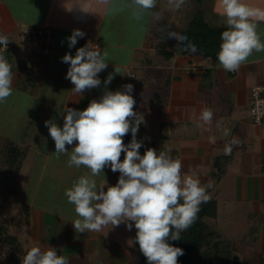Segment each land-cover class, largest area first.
<instances>
[{
	"label": "crops",
	"instance_id": "1",
	"mask_svg": "<svg viewBox=\"0 0 264 264\" xmlns=\"http://www.w3.org/2000/svg\"><path fill=\"white\" fill-rule=\"evenodd\" d=\"M244 2L264 7V0ZM129 3L130 0H109L108 4L99 0H0V34L11 41L5 52L0 50V55L12 65L14 74L13 94L0 103V135L27 152L26 163L16 181H8L0 168L5 180L2 185L15 187L10 196L26 194L21 181L26 180L27 170L38 161L33 154L44 157V168L55 148L44 122L54 118L62 127L63 110L66 107L83 110L92 99H99L106 90L103 81L112 73L114 79L107 90L116 91L125 84L134 86L131 94L136 100L135 111L145 121L137 133V140L143 142L140 150L165 151L182 161L183 172L193 171L204 186L211 184L207 191L209 199L216 201L217 212L216 216L206 217L213 222L209 225L231 240L239 264H262L264 122L253 123L249 103L252 88L264 80V51L253 52L238 71L227 72L219 66L218 59L196 51L188 41L179 44L168 36L183 35L199 10L210 25L226 27L219 0L201 3L186 0L179 10L171 9L168 0H157L156 7L139 20L133 17ZM28 26L51 31L47 52L20 42V32ZM74 29L85 35L69 48L67 37ZM257 31L264 40V22H259ZM91 40L100 42L108 67L99 74L102 81L99 88L78 95L71 91L74 85L65 78L69 65L61 58L66 53L74 56L85 41ZM205 108L214 115L212 123L201 128L197 125ZM210 137L215 138V143L210 142ZM123 139L128 144L131 133ZM233 140L231 154H225V146ZM63 159L67 162V158ZM76 171L74 167L72 172ZM119 175L110 168L104 169L108 179L105 191ZM95 179L98 187L104 184L102 178ZM26 185L31 183L27 181ZM24 202L28 203L26 211ZM222 211L226 220L223 229L219 218ZM18 214L24 217L22 225L11 220L18 230L23 225L27 227L28 247L22 250L17 234L21 231L10 233L8 228V233L18 238L19 250L9 249L4 256L0 255L3 262L22 264L28 249L35 243L47 242V230L54 236L51 247L66 256L69 264L73 258L82 259L85 254L97 258L94 264H100L99 258L104 264L131 262L125 254L129 251L127 245L102 235V231L77 233L73 226L71 231L70 221L61 216L49 223L46 209L29 200L22 201ZM2 218L9 219V227L10 218L5 215ZM233 223L238 231L229 228Z\"/></svg>",
	"mask_w": 264,
	"mask_h": 264
},
{
	"label": "clouds",
	"instance_id": "2",
	"mask_svg": "<svg viewBox=\"0 0 264 264\" xmlns=\"http://www.w3.org/2000/svg\"><path fill=\"white\" fill-rule=\"evenodd\" d=\"M108 4L109 0H99ZM186 0H168L171 9L179 10ZM157 0H130L128 7L133 17L139 20L156 7ZM220 15L224 18L226 30L221 33L217 59L219 66L227 72L238 71L253 52L264 51V40L258 33L259 22H264V7L245 3L244 0H219ZM156 15V14H153ZM85 33L74 29L67 37L68 47L77 44ZM179 44L187 37L169 33ZM10 39L0 34V46L7 49ZM62 62L69 65L66 79L74 85L72 92L82 95L85 91L99 88L102 81L99 74L108 64L106 53L94 44H85L73 56L66 53ZM117 73L118 70L115 69ZM114 79L109 73L103 81L106 90L99 99H92L83 110L66 107L63 110V126L55 119L46 120L45 126L55 143L57 157L67 155L68 166L89 170L65 190L68 203L74 206L76 219L72 222L77 233L101 232L125 224L129 231L133 226L136 234L131 243L137 244L147 264H178V257L184 255L182 248L169 243L181 239V233L195 222L200 206L208 202L207 189L193 172H183V164L165 151L147 148L143 155V142L137 140L142 114L135 111L136 100L131 94L132 84H125L116 91L107 90ZM14 74L12 65L0 55V103L13 94ZM213 111L205 108L199 116L198 127L210 125ZM131 133V141L124 143V137ZM226 136L229 132L226 130ZM215 143V138L210 137ZM235 140L225 146V154H231ZM74 145L71 150L66 147ZM123 160H121V155ZM119 172L114 186H99L94 177L104 174V169ZM22 264H69L66 256L57 254L54 247L46 250L31 247L23 256Z\"/></svg>",
	"mask_w": 264,
	"mask_h": 264
},
{
	"label": "trees",
	"instance_id": "3",
	"mask_svg": "<svg viewBox=\"0 0 264 264\" xmlns=\"http://www.w3.org/2000/svg\"><path fill=\"white\" fill-rule=\"evenodd\" d=\"M202 0H197L201 3ZM226 27H215L206 22L201 10L197 11L188 29L183 33L188 43L205 56L217 59L221 43V33ZM155 32V30H154ZM1 47V46H0ZM27 159V152L16 143L0 135V168L8 181H16ZM118 180H115L114 185ZM113 185V186H114ZM28 203L24 202L26 211ZM216 201L201 204L195 222L181 233V239L169 243L184 250L178 257V264H239L232 252L231 240L212 228L206 221L208 216H216ZM9 219H0V243L10 250H19L18 238L8 233ZM136 230L134 229V237ZM136 257L133 264H147L146 258L135 244ZM0 264L3 258L0 256ZM264 264V259L262 260Z\"/></svg>",
	"mask_w": 264,
	"mask_h": 264
},
{
	"label": "rangeland",
	"instance_id": "4",
	"mask_svg": "<svg viewBox=\"0 0 264 264\" xmlns=\"http://www.w3.org/2000/svg\"><path fill=\"white\" fill-rule=\"evenodd\" d=\"M2 52V51H1ZM4 52V51H3ZM1 54V53H0ZM74 146V145H73ZM72 146V147H73ZM69 151L71 150L72 147L66 146ZM142 148V147H141ZM141 155H143V152L139 150ZM34 159H37L35 163L27 170L26 172V180H22V185H23V193L26 194H21V195H14L12 194L10 196V193H14L15 187L13 185H5L4 184V178L2 176V173L0 172V216L5 215L6 217L10 218V225H9V232L10 233H17L19 234L22 242V250H26L27 243L26 239L28 237L27 235V227L23 225L22 230H18L15 227V223H20L21 225L23 224L24 217L21 216L19 217V211L21 209V203L22 201L29 200L30 203L36 205V206H43L46 211H47V219L50 223V221H54L55 217H65L67 218L70 223H68L71 227L73 224L71 222L76 219V213L74 211V206L70 203H68L67 198L65 196V190L67 188H70L73 184L74 181H76L81 175L84 174H89L90 172L88 169L85 167L81 166L80 168H77L78 171H76V174L72 172L73 167L68 166V159L69 157L66 155H60L57 157V154L55 153V148L53 149V154L51 155V159L46 162V165L43 168V159L44 157H41L37 155L36 153L33 154ZM63 158H67V162H64ZM79 172V173H77ZM27 177L29 179H27ZM102 178L100 181L101 183H104L106 177L104 176L103 173H101L99 176ZM105 177V178H104ZM96 177H94L95 179ZM96 180V179H95ZM27 181L31 183L27 187ZM97 182V180H96ZM11 184V183H7ZM5 187H8L5 189ZM105 190V189H104ZM226 215V213H225ZM20 219H19V218ZM23 218V219H22ZM220 227L222 225L223 227L226 225V220L224 216V212H220ZM15 223H13V221ZM208 223L211 225L213 222L210 219L205 218ZM23 220V221H22ZM26 221V219H25ZM229 226V225H228ZM70 227V228H71ZM232 231H236V225L230 224V227ZM73 227L71 228L72 231ZM134 226L131 231H129L126 227L125 224H120L118 227L112 228L111 225L107 226L102 230V235H106L107 237L114 238L118 240L121 243V240L124 245H127L129 248V251H126V258L128 261H131L129 264H133V261L136 257V249H135V244L131 243L130 240L134 239ZM52 231V230H51ZM238 231V230H237ZM54 236L52 235V232L50 233L49 230H47V242L43 243H35L33 246L34 247H45L44 250L48 248V246H51L50 242H52V239ZM32 246V247H33ZM9 251V249L3 248V246L0 244V255L3 253L6 254V252ZM4 256V254H3ZM91 256V257H89ZM3 258V257H2ZM95 261H97L96 257H93L92 255H83L82 259L79 258H73L72 262L70 264H94ZM100 264H104L105 262L103 259L99 258ZM9 261L3 262L4 264ZM11 264H15L14 261L11 262Z\"/></svg>",
	"mask_w": 264,
	"mask_h": 264
},
{
	"label": "built area",
	"instance_id": "5",
	"mask_svg": "<svg viewBox=\"0 0 264 264\" xmlns=\"http://www.w3.org/2000/svg\"><path fill=\"white\" fill-rule=\"evenodd\" d=\"M52 39V33L49 29L44 27H24L20 32V42L28 47H31L37 51L47 52L50 48ZM94 44L100 47L102 50L101 44L97 40L85 41V44ZM11 45L9 41L7 49ZM7 49H4L3 46L0 47V50L5 52ZM250 118L255 124H262L264 122V80L262 83L254 86L251 90L250 96Z\"/></svg>",
	"mask_w": 264,
	"mask_h": 264
}]
</instances>
